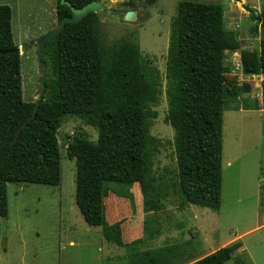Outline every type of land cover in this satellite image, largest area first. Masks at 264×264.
Here are the masks:
<instances>
[{
  "label": "trees",
  "instance_id": "trees-1",
  "mask_svg": "<svg viewBox=\"0 0 264 264\" xmlns=\"http://www.w3.org/2000/svg\"><path fill=\"white\" fill-rule=\"evenodd\" d=\"M67 1L79 9L96 0ZM56 15L59 22L71 11L57 0ZM250 17L260 27L259 51L241 50L240 65L245 75H264V13L251 12ZM11 18V7L0 5V218L8 214V183H60L59 127L66 114L98 132L96 141L79 134L67 135L65 143L67 156L75 161L76 207L88 225L101 228L106 241L114 235L104 205L112 183H138L144 212L163 211L169 190L179 208L191 204L220 210L223 113L228 97L239 94L236 82L227 76L224 54L240 49L236 32L225 27L220 4L179 1L171 21L164 75L165 120L175 133L176 175L171 187L152 170L158 141L149 134V120L156 113L146 104L160 94L159 72L128 43L103 50L97 13L66 23L45 43L42 59H50L51 77L44 78L46 88L35 119L19 130L34 103L27 102ZM244 90L250 87L244 85ZM109 192L110 218L127 216V237L132 239L128 244L139 243V217L128 199ZM239 246H223L189 264H225ZM127 258L128 264H181L191 256L186 241L133 250Z\"/></svg>",
  "mask_w": 264,
  "mask_h": 264
},
{
  "label": "rangeland",
  "instance_id": "rangeland-1",
  "mask_svg": "<svg viewBox=\"0 0 264 264\" xmlns=\"http://www.w3.org/2000/svg\"><path fill=\"white\" fill-rule=\"evenodd\" d=\"M179 1L182 0H157L148 6L144 0H111L109 7L97 13L103 50L110 51L121 43H128L159 72L160 94L146 107L156 113L149 120V134L158 141L153 155V174L169 187L176 175L175 133L165 120L164 75L171 21ZM189 1L220 4L227 29L232 27L227 14L233 9L238 15V22L234 24L237 31L246 28L249 34H260V27H256L250 14L264 13V0H258L261 12L251 8L257 2L250 0L237 4L230 0ZM35 2L40 15L33 31L38 32L50 24L46 14L50 3L48 0ZM17 47L21 51V79L23 72L26 97L30 99L27 102H34L40 77L36 48H28V42L24 44L19 37ZM45 59L46 78H50V59ZM224 65L228 78L236 82L239 94L228 97L223 113L222 205L218 212L191 204L179 208L171 190L163 211L144 212L138 183H112L107 186L104 205L106 220L114 235L110 242L106 241L101 228L88 225L76 207L75 161L67 156L65 143L67 135L79 134L96 141L98 132L78 117L66 114L59 127L60 183L56 186L21 182L7 185L8 214L0 218V264H128L127 255L133 250L172 245L179 240H187L191 258L181 264H189L247 230L251 231L237 238L245 246L243 254L235 251L225 264H264V78L249 79L244 75L234 53L224 54ZM244 85L250 87L249 92L244 90ZM111 190L128 199L133 214L139 217L135 233V237L142 238L137 240L139 243L128 244L132 239L127 237V216L110 218L107 207ZM117 222L120 224L114 227Z\"/></svg>",
  "mask_w": 264,
  "mask_h": 264
},
{
  "label": "crops",
  "instance_id": "crops-1",
  "mask_svg": "<svg viewBox=\"0 0 264 264\" xmlns=\"http://www.w3.org/2000/svg\"><path fill=\"white\" fill-rule=\"evenodd\" d=\"M36 0H0V5H8L11 7L12 10V18H11V27H12V34L14 41L16 45L18 46V37L22 42L27 43L30 39H34L37 37V35H40L44 33V31L51 29L55 26H57V15H56V5H57V0H48L50 3V7L47 8L46 14H47V20H50L49 26H45L38 32H34L33 29L37 22L39 21V7L37 6ZM232 1V0H230ZM248 0H242L241 2H247ZM250 1H255L257 2L255 6H251L253 10H260L261 12V3L258 0H250ZM239 2H236V4ZM256 9H255V8ZM233 8V7H232ZM231 12L227 14L230 17V23L232 25L230 31H234L237 34V40L239 41L240 44V49L236 51H226L225 53H234V55L238 56V59L240 61V51L241 50H250V51H259V43H260V34H255L251 33L249 34L248 32L243 30L237 31L234 26L238 22V15L236 11H233V9H230ZM52 21V22H51ZM25 39V40H24ZM20 60H21V52H20ZM245 75V74H244ZM249 79H258V78H264V75H246ZM246 111V110H242ZM250 111V110H247ZM259 189L260 186L258 185ZM190 204L186 205L184 208L188 207ZM222 205V201H221ZM251 230H247L243 232L240 236L245 235L249 233ZM240 236L238 235L237 237H234L232 241H229L227 245L233 244L238 242L240 244L239 248L234 250L232 253H235V251L241 252L243 254L245 250L244 244L240 241ZM187 241V240H186ZM186 241H177L174 244H179L183 243ZM224 245V246H227ZM215 251V250H214ZM214 251L208 252L207 254H210ZM203 257V256H202ZM232 258V257H231ZM199 259V258H198Z\"/></svg>",
  "mask_w": 264,
  "mask_h": 264
},
{
  "label": "water",
  "instance_id": "water-1",
  "mask_svg": "<svg viewBox=\"0 0 264 264\" xmlns=\"http://www.w3.org/2000/svg\"><path fill=\"white\" fill-rule=\"evenodd\" d=\"M61 5H66L70 11H71V15L70 16H65L63 17L58 23L57 26L49 29L48 31H46L45 33L41 34L40 36L31 39L28 41V48L31 47H35L36 48V60L38 63V67H39V73H40V77L38 79V91H37V97L36 100L33 102L34 106H33V110L31 115L28 117V119L20 126L19 130L24 127L27 122L29 120H33L36 117L37 114V109L43 99V95L45 92V82H44V78L46 76V62L42 59V53H43V48L46 42H48L49 40H51L54 36H56L57 34H59L66 23H76L78 21H80L81 19H83L88 13L94 12V13H98L99 11L103 10L106 7L110 6L111 0H109L108 2H100V1H93L90 2L88 4H86L85 6H83L82 8H75L69 1L67 0H59ZM155 0H144V4L151 6L155 3ZM17 50L19 52L20 49L17 47ZM18 130V132H19ZM17 132V134H18Z\"/></svg>",
  "mask_w": 264,
  "mask_h": 264
},
{
  "label": "built area",
  "instance_id": "built-area-1",
  "mask_svg": "<svg viewBox=\"0 0 264 264\" xmlns=\"http://www.w3.org/2000/svg\"><path fill=\"white\" fill-rule=\"evenodd\" d=\"M239 66H240V68H241L240 61H239ZM241 70H242V68H241Z\"/></svg>",
  "mask_w": 264,
  "mask_h": 264
}]
</instances>
